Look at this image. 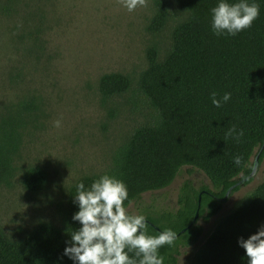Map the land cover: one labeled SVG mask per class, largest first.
Returning a JSON list of instances; mask_svg holds the SVG:
<instances>
[{
  "label": "trees",
  "instance_id": "1",
  "mask_svg": "<svg viewBox=\"0 0 264 264\" xmlns=\"http://www.w3.org/2000/svg\"><path fill=\"white\" fill-rule=\"evenodd\" d=\"M18 2L0 0V12L16 13ZM175 2L188 16L176 25L164 58L159 57L156 46L149 48V66L142 72L137 87L154 112L152 120L135 128L109 170L84 176L70 188L61 226L42 222L19 241L11 240L0 229V264H75L64 251L71 239L69 231L82 226L73 220L79 211L74 201L79 183L88 188L104 174L118 177L128 189L124 204L127 209L143 194L170 186L180 170L190 166L202 171L211 180L213 189L205 186L198 190L186 181L177 211L147 212L145 216L149 234L157 235L166 228L177 234L174 246L165 245L159 252L164 256V264H179L180 249L196 244L203 234L198 220L191 225L199 204L198 219L217 214L227 191L231 187L230 193L235 191L237 183L251 174L255 158L258 156L259 162L262 161L264 0H249L260 5V15L251 28L235 36H217L212 30L211 9L219 0ZM157 5L149 27L153 33L161 31L169 20L167 3L160 0ZM131 88L132 78L119 72L107 73L100 81L104 100ZM213 92L221 100L224 93L230 92L231 99L216 107L212 104ZM22 123L18 118L0 117V184L8 181L14 171L13 156ZM232 126L237 132H244L239 142L226 136ZM237 155L242 157L240 165L233 162ZM23 182L29 191L37 192L44 188L46 175L40 167H30ZM261 226H264V181L220 221L191 264H248L239 239L249 238Z\"/></svg>",
  "mask_w": 264,
  "mask_h": 264
},
{
  "label": "rangeland",
  "instance_id": "2",
  "mask_svg": "<svg viewBox=\"0 0 264 264\" xmlns=\"http://www.w3.org/2000/svg\"><path fill=\"white\" fill-rule=\"evenodd\" d=\"M158 1L129 12L118 0H19L16 13L0 12V117L23 122L14 171L0 184V229L11 240L26 238L42 222L61 226L70 188L84 176L109 170L135 128L154 117L137 91L149 66L148 50L156 46L164 58L176 25L188 16L175 0H164L169 20L153 33ZM112 72L130 76L132 88L104 100L100 81ZM61 118L62 127H54ZM34 166L46 175L37 192L23 182ZM186 181L198 190L213 189L202 171L184 166L170 186L143 194L128 212L177 211ZM263 181L264 156L217 214L198 219L203 234L180 249L179 264H191L220 221Z\"/></svg>",
  "mask_w": 264,
  "mask_h": 264
},
{
  "label": "clouds",
  "instance_id": "3",
  "mask_svg": "<svg viewBox=\"0 0 264 264\" xmlns=\"http://www.w3.org/2000/svg\"><path fill=\"white\" fill-rule=\"evenodd\" d=\"M129 12L138 7H147L148 0H118ZM212 30L217 35L235 36L251 28L260 15V5L249 0L229 3L219 0L211 9ZM217 93L211 94L212 104L222 106V101L231 99V93H224L222 100ZM54 127H62V118L54 122ZM243 130L237 132L235 126L228 129L226 136L239 142ZM240 165L242 157L233 158ZM128 189L123 180L104 174L86 188L81 182L76 186L74 201L79 211L73 216L82 226L71 230L68 247L64 255L75 264H164V256L159 249L165 245L174 246L177 234L172 229H164L157 235L147 232L146 217L130 214L125 208ZM239 245L246 251L248 264H264V226L249 238L239 239ZM132 253L133 255H130Z\"/></svg>",
  "mask_w": 264,
  "mask_h": 264
},
{
  "label": "water",
  "instance_id": "4",
  "mask_svg": "<svg viewBox=\"0 0 264 264\" xmlns=\"http://www.w3.org/2000/svg\"><path fill=\"white\" fill-rule=\"evenodd\" d=\"M258 166H259V157L257 156V157L255 158V162H254V165H253V169H252L251 174H250L248 177H246V178L242 179L241 181H239L237 184L241 185V184L245 183L248 179L252 178V177L254 176V174L256 173ZM232 188H233V187H231V188L227 191L226 195H225L221 200H224V201H225V200L228 198V196H229V194H230ZM200 198H201V197H200ZM200 206H201V205L199 204V209H200ZM199 209H198V211L196 212V216H195V218L193 219L191 225L197 222V220H198V216H199ZM185 230H186V229H183V231H185Z\"/></svg>",
  "mask_w": 264,
  "mask_h": 264
}]
</instances>
